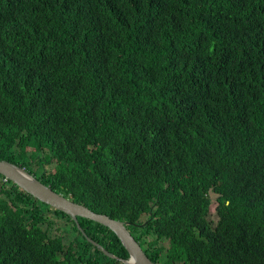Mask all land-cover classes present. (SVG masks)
I'll return each instance as SVG.
<instances>
[{
  "label": "trees",
  "instance_id": "obj_1",
  "mask_svg": "<svg viewBox=\"0 0 264 264\" xmlns=\"http://www.w3.org/2000/svg\"><path fill=\"white\" fill-rule=\"evenodd\" d=\"M0 160L154 264H264V0H0ZM0 264L123 263L0 175Z\"/></svg>",
  "mask_w": 264,
  "mask_h": 264
},
{
  "label": "water",
  "instance_id": "obj_2",
  "mask_svg": "<svg viewBox=\"0 0 264 264\" xmlns=\"http://www.w3.org/2000/svg\"><path fill=\"white\" fill-rule=\"evenodd\" d=\"M0 175L5 179L13 182L17 187L31 195L41 203L48 205L66 215L76 223L77 228L81 231L86 241L100 250L106 257L119 260L123 264H154L144 253L138 242L126 228V223L109 218L107 215L98 214L87 207L74 203L58 194L50 187L44 185L33 175L29 174L24 168H21L9 161L0 160ZM78 218L87 219L98 223L110 231L118 238L126 252L128 259L122 260L106 251L101 245L88 238L82 231Z\"/></svg>",
  "mask_w": 264,
  "mask_h": 264
},
{
  "label": "rangeland",
  "instance_id": "obj_3",
  "mask_svg": "<svg viewBox=\"0 0 264 264\" xmlns=\"http://www.w3.org/2000/svg\"><path fill=\"white\" fill-rule=\"evenodd\" d=\"M209 196H210V199H211L209 219H210V221H213L215 223L216 217H215V214H214V207L217 204V202H216L217 195L211 192L209 194ZM225 205H229L230 206V205H233V203L232 202H225Z\"/></svg>",
  "mask_w": 264,
  "mask_h": 264
}]
</instances>
